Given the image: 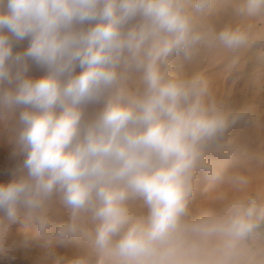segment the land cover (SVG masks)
<instances>
[{
    "label": "clouds",
    "instance_id": "9594fccd",
    "mask_svg": "<svg viewBox=\"0 0 264 264\" xmlns=\"http://www.w3.org/2000/svg\"><path fill=\"white\" fill-rule=\"evenodd\" d=\"M228 6L250 22L207 25L219 0H0V142L23 158L0 180V254L15 234L44 264L58 246L55 264H264V188L217 171L243 194L192 210L240 114L173 60L250 47L264 0Z\"/></svg>",
    "mask_w": 264,
    "mask_h": 264
},
{
    "label": "rangeland",
    "instance_id": "374dc122",
    "mask_svg": "<svg viewBox=\"0 0 264 264\" xmlns=\"http://www.w3.org/2000/svg\"><path fill=\"white\" fill-rule=\"evenodd\" d=\"M249 22L232 14L228 0H219L217 11L205 20L217 30ZM173 66V71L186 77L203 76L209 85L210 98L225 111L240 114L237 123L209 149L210 167L199 173L193 212L214 208L223 200L243 194L228 179L217 180V171L226 177L233 174L249 177V193L264 188V23L256 25L253 43L246 49L233 53L216 46H202L189 60L174 58ZM31 74L40 73L33 69ZM14 147L7 141L0 142V180L11 179V171L22 164L23 158L14 155ZM9 244V251L0 254V264H44L38 247L22 235L14 234ZM66 254L69 249L58 246L47 264H55L56 259Z\"/></svg>",
    "mask_w": 264,
    "mask_h": 264
}]
</instances>
